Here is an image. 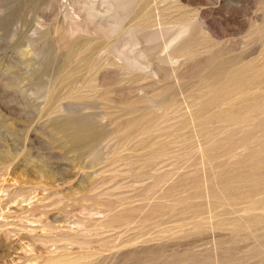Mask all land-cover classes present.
I'll list each match as a JSON object with an SVG mask.
<instances>
[{
    "label": "rangeland",
    "instance_id": "rangeland-1",
    "mask_svg": "<svg viewBox=\"0 0 264 264\" xmlns=\"http://www.w3.org/2000/svg\"><path fill=\"white\" fill-rule=\"evenodd\" d=\"M211 3L0 0V264H264V0Z\"/></svg>",
    "mask_w": 264,
    "mask_h": 264
},
{
    "label": "bare ground",
    "instance_id": "bare-ground-1",
    "mask_svg": "<svg viewBox=\"0 0 264 264\" xmlns=\"http://www.w3.org/2000/svg\"><path fill=\"white\" fill-rule=\"evenodd\" d=\"M180 1L187 3L188 5L191 3H203L204 5L210 6V4H212L211 1H213V0H108V5H109L108 10L110 11V13L108 15L107 22H99V24L96 25V27L95 26H94V28L93 27H85L84 30L86 32L98 33L102 36H110L113 31L117 30L118 25L129 20V21H133V26H132V28H130V33H132V37H135V34L137 32L138 33L140 32L141 34H146V35L148 33H152L154 36L158 35L159 37H162V30L158 28V26L162 23V21L160 20V16H161L160 10L167 9V6H169V5H170L169 6L170 9L172 6L175 7L176 9H182V8H184V6L180 5ZM215 1L217 3H220L221 0H215ZM151 3L153 6L152 8H150ZM214 4H215V2H214ZM199 10H200V8H199ZM165 12H167V11H165ZM112 18H113V22L111 24H108V22H110V20ZM160 21H161V23H160ZM166 23H167V21H166ZM76 24L77 23L75 22V25ZM200 24L202 27L209 29L208 26H205V24H206L205 21H202V23H200ZM78 26L79 25H77V27ZM77 27L73 28L70 31V34H72V33L74 34V32L77 30ZM197 30L198 29H197V26H196L194 19H190V18L187 20L182 19L180 21V24L178 25L177 30L172 34L171 39L163 42V48L165 50H168L170 47L175 45V49L173 50L174 52L176 50L179 51L182 48L191 50L194 43H195L194 41L196 40L195 35L197 33ZM68 31H69V29H68ZM79 32H82V31H79ZM200 32H201V29H200ZM120 57H121V55H120ZM127 63L129 64V62H127ZM132 63H134V62H132ZM106 65H107V63H106ZM88 68H89V66H88ZM172 69H174V66L172 67ZM94 74H96V73H94ZM138 124L139 123H137V125ZM96 148H97V146H96Z\"/></svg>",
    "mask_w": 264,
    "mask_h": 264
}]
</instances>
